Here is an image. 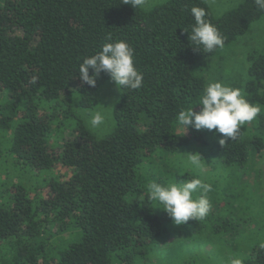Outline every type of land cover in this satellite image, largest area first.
<instances>
[{
	"label": "trees",
	"instance_id": "1",
	"mask_svg": "<svg viewBox=\"0 0 264 264\" xmlns=\"http://www.w3.org/2000/svg\"><path fill=\"white\" fill-rule=\"evenodd\" d=\"M194 6L206 10L205 18L224 37L223 48L205 53L191 44ZM263 16L255 0L221 16L206 0H166L149 10L123 0H0V161L32 171H71L64 179L43 180L47 196H32L33 187L20 183L0 200V264H136L163 246L175 254L162 264H264L263 244L250 243V253L242 255L226 238L238 242L243 217L260 213L243 177L264 149V52L250 54L243 88L261 112L236 140L221 146L219 135L191 127L183 135L176 120L182 109L201 108L203 63ZM117 40L134 49L143 84L121 88L115 127L99 137L78 108L97 107L110 77L102 72L90 87L81 83L78 69L103 43ZM55 125L76 132L57 152L50 145ZM197 152L202 169L188 163L187 153ZM193 178L208 186L193 198L206 195L211 210L202 220L176 225L148 199L147 186ZM65 230L72 239L49 242Z\"/></svg>",
	"mask_w": 264,
	"mask_h": 264
},
{
	"label": "clouds",
	"instance_id": "2",
	"mask_svg": "<svg viewBox=\"0 0 264 264\" xmlns=\"http://www.w3.org/2000/svg\"><path fill=\"white\" fill-rule=\"evenodd\" d=\"M135 9L144 8L148 0H123ZM259 9L264 10V0H255ZM191 14L194 23L189 32V41L203 52L211 53L224 47V37L217 27L205 17L206 10L192 7ZM111 41V37H108ZM91 70V74H90ZM107 73L112 82L120 88L139 90L143 84V74L134 63V49L123 40L105 42L95 54L85 57L79 64L78 76L82 84L96 86L101 73ZM201 108L194 111L193 107L182 109L177 113L176 120L181 126L183 135L191 127L197 131L208 130L219 135V144L224 146L228 139L236 140L241 133V127L258 117L261 106L250 103L240 88L225 85L219 81H210L204 89L199 103ZM106 116L102 111L91 114L90 125L98 128L104 125ZM188 163L196 168H203V158L200 153H187ZM198 189L205 192L208 186L200 178L178 181L176 183L153 182L147 186L148 199L156 201L174 224L181 225L191 220L204 219L211 210V203L206 195L193 198ZM232 264H241L239 259Z\"/></svg>",
	"mask_w": 264,
	"mask_h": 264
},
{
	"label": "rangeland",
	"instance_id": "3",
	"mask_svg": "<svg viewBox=\"0 0 264 264\" xmlns=\"http://www.w3.org/2000/svg\"><path fill=\"white\" fill-rule=\"evenodd\" d=\"M166 0H148V5L144 8L149 10L152 6L157 3L165 2ZM213 10L214 15L221 16L225 12L237 7L243 0H206ZM229 47V46H228ZM226 47V48H228ZM260 53L264 52V16L259 20L255 21L242 36L238 37L234 45L222 52L221 54L208 59L203 63L204 75L207 80V84L210 81H219L225 85L240 88L243 92V88L248 76V68L251 64L250 54L252 52ZM101 102L93 109H79L78 111L83 118L87 127L95 133L97 136L101 137L111 132L115 127V119L113 117V106L115 102L121 96L120 90L114 84V82L109 79L101 88ZM66 98V93L62 94V99ZM78 97H76L77 101ZM78 103V102H77ZM96 111H102L106 116V122L98 128H93L89 121L91 114ZM143 128L144 125L141 124ZM178 131H182L180 125H178ZM188 129L186 130V132ZM183 132V131H182ZM75 131L69 126L59 125L54 126L53 132L50 136V145L53 151H61L63 145L67 139L74 137ZM9 135V134H8ZM4 141V138H0ZM255 156L251 161H249V170L243 177L244 181L248 185V189H252L255 193L257 200V210L260 213L249 214L243 217L242 222V233L241 238L238 242L232 239L230 234L226 235V238L231 239L233 245L240 250L241 254L247 251L250 253V243L251 245L263 244L264 245V149L256 152ZM2 161V163H1ZM0 161V200L8 199L10 194L14 193L17 184H24L26 187H39L37 190L31 188V195H42L47 196L48 188L43 180L50 178H61L64 179L70 176L71 171L60 166L56 168L49 169L47 171H32L25 169H18L12 167L11 160ZM207 169V168H205ZM9 202V200H7ZM237 215L239 210H235ZM228 216L225 211L223 213ZM57 228V224H53L52 230ZM48 235V234H47ZM50 235V233H49ZM69 230H65L60 235H55L49 242H53L55 245H60L66 241L72 239ZM174 249L167 250L164 246L158 250L151 252L150 255L142 257L136 264H162L165 259L171 260L174 256Z\"/></svg>",
	"mask_w": 264,
	"mask_h": 264
}]
</instances>
